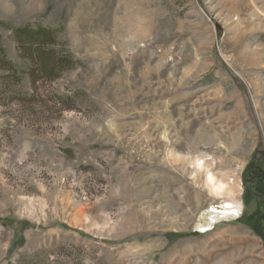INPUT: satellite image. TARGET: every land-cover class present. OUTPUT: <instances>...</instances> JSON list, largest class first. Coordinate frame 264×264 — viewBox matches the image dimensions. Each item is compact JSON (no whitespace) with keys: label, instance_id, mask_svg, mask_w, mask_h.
Instances as JSON below:
<instances>
[{"label":"rangeland","instance_id":"rangeland-1","mask_svg":"<svg viewBox=\"0 0 264 264\" xmlns=\"http://www.w3.org/2000/svg\"><path fill=\"white\" fill-rule=\"evenodd\" d=\"M1 20L0 264H264V0H0ZM25 24L57 30L40 57Z\"/></svg>","mask_w":264,"mask_h":264},{"label":"trees","instance_id":"trees-1","mask_svg":"<svg viewBox=\"0 0 264 264\" xmlns=\"http://www.w3.org/2000/svg\"><path fill=\"white\" fill-rule=\"evenodd\" d=\"M0 25L4 27H8V24L4 21H0ZM13 37L17 42V47L19 48L24 43V40H29L33 43L32 47L34 54L38 57L42 56L44 53V45L50 42L51 39L56 38L57 30L56 28H46L42 27L39 24H34L30 26L29 24H25L22 27L13 29ZM60 56H53L51 59L52 68L58 70L60 67H72L74 66V60L69 53H62ZM0 68L3 69H11L14 70L15 66L11 63L10 60L5 58V54L0 52ZM264 170L257 173L260 177L263 174ZM241 217L243 216V212L241 210Z\"/></svg>","mask_w":264,"mask_h":264},{"label":"bare ground","instance_id":"bare-ground-1","mask_svg":"<svg viewBox=\"0 0 264 264\" xmlns=\"http://www.w3.org/2000/svg\"><path fill=\"white\" fill-rule=\"evenodd\" d=\"M203 162L202 161H197V166L199 168H201L203 166ZM206 179H207V183L212 187V189L215 191V193H220L221 190H223L224 188L227 190L228 194H231L233 193V185L230 184V185H226L224 184L222 181L221 182H217L215 180V178L213 177L212 173H207L206 175ZM237 214H239V210L236 212ZM209 224V223H208ZM209 226L205 227L204 226V229H208Z\"/></svg>","mask_w":264,"mask_h":264}]
</instances>
